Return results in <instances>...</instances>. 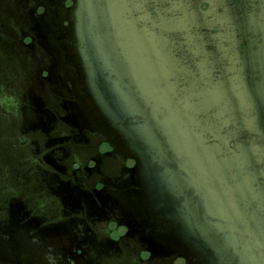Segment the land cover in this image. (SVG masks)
<instances>
[{"label":"water","instance_id":"water-1","mask_svg":"<svg viewBox=\"0 0 264 264\" xmlns=\"http://www.w3.org/2000/svg\"><path fill=\"white\" fill-rule=\"evenodd\" d=\"M0 264H264V0H0Z\"/></svg>","mask_w":264,"mask_h":264}]
</instances>
